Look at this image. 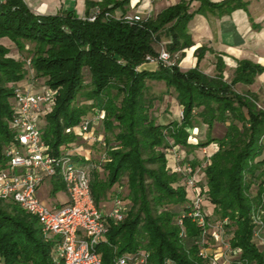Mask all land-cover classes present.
I'll use <instances>...</instances> for the list:
<instances>
[{
    "label": "trees",
    "instance_id": "1",
    "mask_svg": "<svg viewBox=\"0 0 264 264\" xmlns=\"http://www.w3.org/2000/svg\"><path fill=\"white\" fill-rule=\"evenodd\" d=\"M180 0L146 20H123L128 0L86 1L100 13L88 19L73 10L55 14L33 12L23 0H0V39L9 38L19 52L29 53V64L36 76L45 78V87L56 90L50 111L40 117L42 140L57 155L76 147L78 126L88 111L102 110L103 145L106 158L93 164L90 152L70 153L73 160L88 166L90 191L97 207L120 197L126 205L121 221L111 222L105 241L97 244L101 264H114L117 255L148 250V264H208L199 254L202 246L213 242L202 239V230L185 213L188 198L184 177L169 165L167 149L189 147L187 137L196 121L221 124L220 136H208L192 144L195 148L216 143L218 148L200 164L204 181L199 183L205 199L212 205L206 215L213 223L227 218L225 236L239 252L231 257L235 264H264V244L253 238L251 213L264 209V108L257 96L234 89L236 83L251 84L264 67L251 60L238 61L229 81L219 70L206 75L198 66L182 70L178 62L183 49L192 41L187 22L204 6L221 7L230 12L243 6L239 0L221 4ZM119 10L117 15L114 11ZM108 12L111 15H105ZM165 33V49L177 54L176 63H161L153 70L143 68L146 55H156L155 42ZM28 44L29 48H25ZM0 42V161L3 149L14 142L10 119L15 105L13 87L27 74L23 59L9 54ZM202 47L196 50L198 61ZM90 74V89L83 70ZM148 81H163L173 88L181 106L179 121L157 122L150 113L154 96ZM113 132V144L106 136ZM78 144V143H77ZM195 165L196 159H186ZM195 160V161H194ZM93 164V165H92ZM91 166V167H90ZM104 176H101V173ZM126 178L127 193L117 183ZM52 192L64 190L58 175L50 177ZM255 191L252 192V188ZM182 219V225L178 219ZM181 231L183 234H181ZM0 264H63L54 256V241L46 238L37 219L13 201L0 200Z\"/></svg>",
    "mask_w": 264,
    "mask_h": 264
},
{
    "label": "built area",
    "instance_id": "2",
    "mask_svg": "<svg viewBox=\"0 0 264 264\" xmlns=\"http://www.w3.org/2000/svg\"><path fill=\"white\" fill-rule=\"evenodd\" d=\"M118 11V10H117ZM100 13L97 7L88 15L93 20ZM105 15H111L106 12ZM117 15V12L114 13ZM149 14L125 13L123 20L135 23L146 20ZM177 54H171L165 46L157 50L156 55H146L145 63H161L171 66L176 63ZM29 63V60H28ZM15 105L10 126L15 131L14 142L4 147L3 160L0 161V200L15 202L19 207L33 215L46 238L54 241V256L63 264H101L100 254L96 250L98 243L105 241L111 222H118L126 214V205L120 197L113 198V208L109 211L97 207L90 191L88 166L74 161L70 153L81 154L79 148H67L54 155L42 140L39 125L40 117L51 110L57 92L41 87L34 88L33 80L14 86ZM50 108V109H49ZM182 116V109L179 112ZM102 110L86 116L78 126V134L87 141L99 139L93 125L101 121ZM188 142L196 138L188 135ZM171 151L177 160L174 170L184 177L188 198L189 216L202 230V239H208L216 247L202 246L199 254L208 259V264H235L231 257L239 252L231 248L225 236L224 225L227 218L209 222L206 218L205 195L199 185V167L183 160L176 149ZM205 152V151H204ZM209 156L206 157V159ZM104 160L105 154L101 155ZM58 175L68 195V202L62 206H48L38 197V187L47 178ZM253 238L264 244V209L257 208L251 213ZM182 225V219H178ZM181 234L183 232L181 231ZM149 251L126 252L114 258V264H148ZM165 264H174L167 260Z\"/></svg>",
    "mask_w": 264,
    "mask_h": 264
},
{
    "label": "crops",
    "instance_id": "3",
    "mask_svg": "<svg viewBox=\"0 0 264 264\" xmlns=\"http://www.w3.org/2000/svg\"><path fill=\"white\" fill-rule=\"evenodd\" d=\"M28 7L38 14H55L63 10H73L79 17L91 14L97 6L87 7V0H23ZM101 1V0H89ZM180 0H128L126 10L129 13L149 14L155 17L163 9L178 3ZM212 3L221 4L225 0H209ZM243 6L237 7L230 12L224 11V6H204L202 11L196 12L187 22V30L191 38V45L183 49V55L178 62L182 70L198 66V69L209 76H214L219 70L222 71L223 79L229 81L239 60L247 59L259 63L264 67V0H239ZM199 6L198 0L190 3V9L194 10ZM114 12H118L115 10ZM168 41L165 33L160 34L159 43ZM2 44L11 48L13 42L7 37L0 39ZM202 47L201 58L198 61L196 50ZM156 49V47H155ZM158 50V49H156ZM143 68L153 70L157 67L155 63L143 64ZM234 89L240 93L250 91L257 96L259 107L264 108V70L258 74L251 84L236 83ZM178 113L181 106L175 101ZM179 121L180 117L174 119ZM170 121V120H168ZM167 121V122H168ZM216 143L204 146L200 152L197 148H175L180 156L186 159L199 160L197 167L204 163L206 157L217 150ZM174 149L172 148L171 151ZM205 151V152H204ZM170 167L175 168L176 164L183 161L177 160L173 153H170ZM195 161V160H194ZM62 198L54 200L51 206H62L68 202V195L62 190ZM206 202V201H205ZM208 210L210 207L206 202ZM212 206V205H211ZM212 209V207H211ZM209 212V211H208Z\"/></svg>",
    "mask_w": 264,
    "mask_h": 264
},
{
    "label": "rangeland",
    "instance_id": "4",
    "mask_svg": "<svg viewBox=\"0 0 264 264\" xmlns=\"http://www.w3.org/2000/svg\"><path fill=\"white\" fill-rule=\"evenodd\" d=\"M126 12H127V10H126ZM117 13H119V12H117ZM3 45H5V44H3ZM5 46L8 47L7 45H5ZM162 46H164V44H161L158 41L155 42L156 49H159ZM25 48L26 49L29 48V45L26 44ZM9 49H10L9 54L13 55L14 57L23 59L25 62V67L27 66V68H28L25 78L23 80H21L20 82H16V84H14V86L22 85L29 79V80H33L34 88L39 89L41 87H44L45 86V78L40 77V76H36L35 72L33 70H31V68H30V64L28 63L29 56H30L29 53L26 50L19 52L17 47L14 45V43L12 44L11 48H9ZM144 64H146V63H144ZM83 76H84L85 86L79 92V94L77 96L78 102L83 101V94L87 90L90 89V84H89L90 74L86 68H84V70H83ZM148 85H149V90H148V93H146V94L149 96L155 97L154 101H153L152 108L150 110V113L153 117H155L156 121L157 122H167L168 120H174V119L179 118L180 114L178 113V111L175 107L176 99H175V94H174L173 88H170L167 90L165 83L163 81H148ZM93 111H94V109H91L90 111L87 112V114L84 117L90 116V115L92 116ZM104 116L105 115H103V117ZM103 117H102L101 121H99L98 123L93 125L94 131L98 135L99 139L94 141V142L87 141V140L83 139L78 134V137H79L78 142H77L78 144L76 143V145H75L79 148V151L81 154L83 151L89 150L92 163L95 165L99 163V158L104 153V148H105V146L103 145V126H102ZM39 122H40V119H39ZM223 129L224 128L221 124H214L211 128V131L209 132L206 124L199 122V121H196L195 126L192 127V129H191L190 135L196 138V141H194L193 144H197L199 141L205 140L206 137H208V136H217V137L220 136L223 132ZM106 136L109 138V140H110L109 142L113 144V136H114L113 132H108L106 134ZM186 141L189 144L188 146L191 147L192 143L188 142V138ZM210 144L211 143L207 144V146H210ZM172 148L177 149V148H182V147H180L179 145L171 146L166 150L168 154L171 153ZM193 148H195V147L193 146ZM201 148H202V146H199L197 149H198V153L202 159L204 157V154L202 152H200ZM196 161H199V160H197V158H196ZM196 164H198V163L196 162ZM196 164L193 166L197 167ZM100 173H101V176H104L103 172H100ZM199 178H200V182L203 183L204 172L202 170V167H200V169H199ZM117 186L122 191L121 192L122 194H119L120 196L124 195V193H127L126 178L125 177L120 179V181L117 183ZM254 191H255V187L252 188V192H254ZM37 192H38V197H39L40 201L42 203L48 205V206H51V204L54 200L56 201V200H59L63 197L62 196L63 195L62 190H56L55 192H52V180L50 178L45 179L40 184ZM206 202H207V200H206ZM208 205L210 207V210H208L207 204H205V210L207 212L209 211L208 213H211V207L212 206L209 202H208ZM112 208H113V200H109V201L104 203V210L109 211ZM214 247H216V244H213V248Z\"/></svg>",
    "mask_w": 264,
    "mask_h": 264
}]
</instances>
